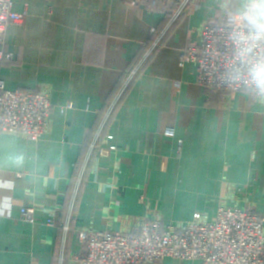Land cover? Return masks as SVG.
Returning a JSON list of instances; mask_svg holds the SVG:
<instances>
[{
	"label": "crops",
	"instance_id": "1",
	"mask_svg": "<svg viewBox=\"0 0 264 264\" xmlns=\"http://www.w3.org/2000/svg\"><path fill=\"white\" fill-rule=\"evenodd\" d=\"M13 1L27 16L0 43L14 57L0 58V82L47 94L52 112L38 141L0 136V182L14 183L0 189V264H81L86 241L47 221L67 219L79 166L124 87L99 139L116 150L88 159L74 230L132 234L145 220L213 221L220 207L264 217V104L206 89L196 64H181L205 24L224 22L217 0H194L176 20L182 0ZM22 207L36 208L34 223Z\"/></svg>",
	"mask_w": 264,
	"mask_h": 264
},
{
	"label": "built area",
	"instance_id": "2",
	"mask_svg": "<svg viewBox=\"0 0 264 264\" xmlns=\"http://www.w3.org/2000/svg\"><path fill=\"white\" fill-rule=\"evenodd\" d=\"M152 1L155 3L162 0ZM193 1L182 0L173 18L176 20ZM26 16V12L14 10L13 0H0V43L3 47L8 28L23 24ZM158 44L159 40L152 44V48L155 49ZM229 51V42L224 35V22L205 24L201 30L200 43L184 49L181 64H196L197 83L206 89L241 92L223 83L222 74ZM0 58L12 60L14 57L13 53L2 48ZM138 67L131 71L130 79L138 74ZM124 90L125 87L114 102ZM114 102L106 111L105 120L89 146L88 157L79 166L67 219L59 222L52 217L47 221L49 226L61 227L66 236L75 231L86 241L87 252L81 258V264H154L167 257L201 260L204 264H264V217L241 208L220 207L213 221L204 220L200 214L182 224L145 220L132 234L72 228L74 204L86 173L88 159L95 152L105 156L116 150L115 146L108 148L99 144L105 124L113 112ZM69 108L70 106H65L59 110ZM51 112L52 103L47 94L9 90L0 82V136L12 133L38 141L46 133ZM35 212V207H22L20 219L34 223Z\"/></svg>",
	"mask_w": 264,
	"mask_h": 264
},
{
	"label": "clouds",
	"instance_id": "3",
	"mask_svg": "<svg viewBox=\"0 0 264 264\" xmlns=\"http://www.w3.org/2000/svg\"><path fill=\"white\" fill-rule=\"evenodd\" d=\"M217 7L230 48L223 83L264 104V0H217ZM9 159L23 168L26 157L20 152ZM13 187L12 181L0 182V189Z\"/></svg>",
	"mask_w": 264,
	"mask_h": 264
},
{
	"label": "rangeland",
	"instance_id": "4",
	"mask_svg": "<svg viewBox=\"0 0 264 264\" xmlns=\"http://www.w3.org/2000/svg\"><path fill=\"white\" fill-rule=\"evenodd\" d=\"M233 208H237V207H233ZM158 263V262H157ZM155 264V263H154Z\"/></svg>",
	"mask_w": 264,
	"mask_h": 264
}]
</instances>
